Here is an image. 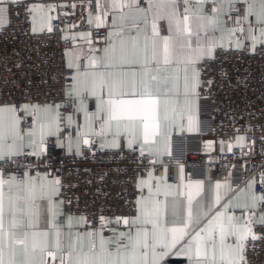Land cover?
<instances>
[{
  "label": "snow or ice",
  "instance_id": "obj_1",
  "mask_svg": "<svg viewBox=\"0 0 264 264\" xmlns=\"http://www.w3.org/2000/svg\"><path fill=\"white\" fill-rule=\"evenodd\" d=\"M5 5L24 9L33 36L56 30V6L26 0H0V30L11 22ZM208 5L90 0L89 30L73 33L80 27L75 24L60 30L72 46L65 47L63 68L52 77L60 85L56 95L0 103V264H253L250 253L264 250V163L236 181L228 172L205 198V179L185 174L172 150L174 136L201 135L207 127L201 116L214 99L212 64L221 51H264V0ZM219 75L228 77L223 68ZM251 131L234 127L227 140L207 141L205 149L239 148L251 159ZM53 148L61 153V168L63 158L131 155L134 180L113 169V183H132L135 199L124 201L127 211L109 215L111 207L103 204L80 208V196L67 195L77 185L54 174L60 169L53 168ZM165 156L170 164L163 163ZM171 166L177 184L169 183ZM107 176L99 174L97 182Z\"/></svg>",
  "mask_w": 264,
  "mask_h": 264
},
{
  "label": "built area",
  "instance_id": "obj_2",
  "mask_svg": "<svg viewBox=\"0 0 264 264\" xmlns=\"http://www.w3.org/2000/svg\"><path fill=\"white\" fill-rule=\"evenodd\" d=\"M76 7L72 8L71 5ZM11 8L9 13L10 25L0 30V103L12 101L18 104L26 103L30 96L33 102L55 96L60 85L52 79L54 74L61 72L63 68V52L66 45L62 40L61 29L70 25H80L79 28L89 26L85 22L89 2L77 0L68 4L57 3L53 16V33H42L33 36L29 30V24L24 15V9L15 5H6ZM242 4L237 5V8ZM37 50L39 55H37ZM19 64V67H16ZM223 68L228 73L225 80H221L219 70ZM213 75L217 87L213 89V101L205 106L201 119L207 124L201 135L174 136L172 150L174 157L185 165V174H191L194 179L223 180L228 172L236 181L243 179L245 175H251L259 171V165L264 163L260 159V136L264 126V51L259 47L255 53L250 50L221 51L217 61L212 64ZM244 80V84H238V80ZM27 119L25 123H27ZM251 126L250 134L256 138V154L249 159L241 156V150L234 148L232 153L221 152L219 145L213 146L211 151H206L205 143L209 140H227L232 134L233 128ZM54 159L53 168L60 169L55 175L65 176L66 182L70 180L77 187L67 191L68 196H80V208L93 211L98 205L111 207L112 214H122L127 211L124 204L126 199H135L132 183H113L117 173L113 169L123 170L122 178L134 180L137 175L136 162L127 153L123 160L116 159L111 152L97 153L95 158L75 159L63 158L61 168V153L58 149H51ZM245 151H247L245 149ZM148 160L144 163L147 165ZM164 164H170L167 156L163 158ZM248 169L245 172L241 165ZM233 165L235 167H233ZM84 169H91L85 172ZM156 174L162 175L163 170L159 164L155 165ZM175 166L169 167V179L175 178ZM76 170H79L78 172ZM140 168V172H145ZM108 172L103 184L97 182L96 177ZM92 180L88 184V180ZM102 189L101 194L96 193V188ZM124 192L123 196L117 193ZM107 193V195H103ZM128 193H132L131 196ZM253 264H264V250L258 248L255 254H251Z\"/></svg>",
  "mask_w": 264,
  "mask_h": 264
},
{
  "label": "crops",
  "instance_id": "obj_3",
  "mask_svg": "<svg viewBox=\"0 0 264 264\" xmlns=\"http://www.w3.org/2000/svg\"><path fill=\"white\" fill-rule=\"evenodd\" d=\"M74 1H77V0H26V2L28 3H31V2H35V3H42V4H51L53 6H56L57 3H63V4H68L70 2H74ZM87 2H89L90 4V0H85ZM240 3H238L237 5H239ZM6 6V5H5ZM209 7L211 6V0H209ZM237 13H232L233 16H235ZM53 15V13H52ZM87 16V14H86ZM86 16H85V22H86ZM71 31L73 33L75 32H78V31H88V29L86 28H73L71 29ZM209 141H213V140H209ZM158 175V174H157ZM216 181L218 180H213V179H210V178H206L205 179V191L204 193H202V195L207 198L209 197L211 194H212V189L210 188V185L211 186H214ZM169 183L171 184H177L178 183V177H177V170L175 169V178L174 179H169Z\"/></svg>",
  "mask_w": 264,
  "mask_h": 264
}]
</instances>
